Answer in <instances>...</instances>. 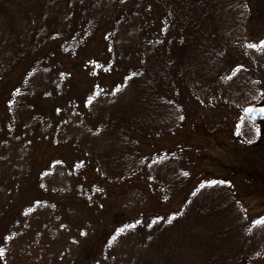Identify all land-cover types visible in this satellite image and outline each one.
Wrapping results in <instances>:
<instances>
[{
	"label": "trees",
	"instance_id": "16d2710c",
	"mask_svg": "<svg viewBox=\"0 0 264 264\" xmlns=\"http://www.w3.org/2000/svg\"><path fill=\"white\" fill-rule=\"evenodd\" d=\"M249 14L248 0H0V83H15L19 90L14 87L9 100L12 119L34 112L41 78L63 72L64 66H51V48L60 46L67 64L78 63L80 69L101 46L116 70L111 73L107 63L104 74L95 76L105 85L91 90L89 94L102 89L94 95V105H83L87 113L82 118L102 124L75 130L67 141L86 154L80 169L102 181L91 190L107 194L104 183L116 188L146 180L162 202L187 194L182 210L158 216L162 219L156 217L146 227L134 224L136 220L114 229L107 243L113 257H132L134 264H151L153 259L161 264H253L251 256L264 248V225L244 218L227 190H219L223 186L209 189L200 183L188 191L191 174L183 150L151 151L156 137L192 123L189 96L237 111L264 102V50H247L244 44ZM246 50L250 59L243 56ZM227 59L238 62L230 75L224 74ZM94 60L100 55L94 53L90 62L94 69L104 68ZM19 69L26 70L20 86L13 82ZM132 73L136 75L126 79ZM258 74L262 79L253 78ZM106 88L114 97L102 106L97 99ZM39 120L33 118L25 127L31 130ZM7 158L0 154V213L8 209L4 188L16 179ZM59 167L56 162L39 174L42 194L29 211L41 222L54 218L46 214ZM21 186L20 178L14 187ZM139 247L147 259L138 254Z\"/></svg>",
	"mask_w": 264,
	"mask_h": 264
},
{
	"label": "rangeland",
	"instance_id": "374dc122",
	"mask_svg": "<svg viewBox=\"0 0 264 264\" xmlns=\"http://www.w3.org/2000/svg\"><path fill=\"white\" fill-rule=\"evenodd\" d=\"M248 2L250 14L244 39L247 50L250 49L248 44L264 40V0ZM247 50L242 53L250 59ZM94 53L100 55V60L94 61L101 62L104 68L94 69L90 62ZM94 53L78 69V63L67 64L69 61L60 46L51 48L48 51L51 66L62 65L63 72L40 79L34 96V112L31 113V109L22 120L12 119L7 105L16 84L0 83V154L9 157L12 168L16 169L14 183L20 178L22 183L21 188L14 187V183L4 188L8 209L0 213V239L6 236L13 239L0 244L6 253L0 264H134L132 257L119 259L115 255L116 259L108 251L107 243L114 229L136 220L134 224L146 227L156 217H166L187 204L186 193L162 202L155 187L146 180L133 181L130 185L122 183L116 188L104 183L103 188L110 190L107 194L91 190V185L97 184L99 179L92 171L86 173L80 169L85 165L86 154L67 141L75 130H89L96 123L102 124L93 117L82 118L87 113L83 105H94L96 99L90 104L88 100L90 97L93 100L102 89L89 93L102 87L101 83L105 85L95 76L104 74L107 63L111 73L116 69L105 58L101 46ZM239 60L246 61L241 57ZM237 63L227 59L224 74L230 75ZM25 71L19 69L13 75V82L20 86ZM262 77V74L253 76ZM113 97V91L106 88L97 101L103 106ZM189 102L195 111L192 123L189 121L173 135L156 137L158 139L151 142V151L161 148L173 152L180 148L187 156L191 174L189 192L200 183H207L209 189L223 186L219 190H227V196L234 200V205L250 223L264 218V124L250 125L243 118L242 110L237 111L234 106L222 102L197 103L190 96ZM33 118L40 120L31 132L25 122L31 123ZM56 162L60 164L56 190L48 195L52 204L46 214L54 218L41 222L38 214L29 209L42 194L39 174ZM20 167L27 170H17ZM213 181L217 183L211 184ZM25 211L29 214L25 215ZM139 248L138 254L147 259L142 247ZM251 258L253 264H264L263 245ZM151 264L161 262L153 259ZM182 264L190 262L182 260Z\"/></svg>",
	"mask_w": 264,
	"mask_h": 264
},
{
	"label": "snow or ice",
	"instance_id": "6c2138e0",
	"mask_svg": "<svg viewBox=\"0 0 264 264\" xmlns=\"http://www.w3.org/2000/svg\"><path fill=\"white\" fill-rule=\"evenodd\" d=\"M247 47L248 48H250V49H253V50H256V51H262V50H264V40H262V41H260L258 44H256V43H252V44H248L247 45ZM134 75H136V73H132L129 77H127L126 79H131L132 78V76H134ZM116 91H119V87L116 89ZM17 92H19V90L17 89ZM91 101H92V98L90 97L89 98V100H88V103L90 104L91 103ZM11 106H12V103L10 102L9 103V108H11ZM249 111L251 112V111H255L254 109H249ZM57 112H59V109L57 110ZM261 115H264V110H261ZM180 119L181 120H183V116H181L180 117ZM257 134H259V130L257 129ZM184 175H188V173H184ZM211 184H215V183H217V182H215V181H213V182H210ZM220 183H222V182H220ZM97 191H99V189H97ZM25 215H28L29 213H28V211H25V213H24ZM159 219H162V218H157V220H159ZM172 219H175V217L173 216V217H171V218H169L168 219V223H171L172 222ZM156 221H153V223H155ZM254 224H256V225H264V218H260L259 220H256V221H254L253 222ZM129 228H131V227H134V226H132V225H129L128 226ZM119 232H123L124 231V229H119L118 230ZM82 235H85V233H81ZM116 237L114 236L113 237V239H115ZM11 239H13V237H11V236H6V237H4L3 239H0V244H3V243H5L6 241H8V240H11ZM5 249L3 248V247H0V259H2V258H4L5 257Z\"/></svg>",
	"mask_w": 264,
	"mask_h": 264
},
{
	"label": "water",
	"instance_id": "95a60500",
	"mask_svg": "<svg viewBox=\"0 0 264 264\" xmlns=\"http://www.w3.org/2000/svg\"><path fill=\"white\" fill-rule=\"evenodd\" d=\"M254 109L255 111H249ZM261 110H264V103L260 105H248L242 110L243 117L252 125H260L264 123V115H261Z\"/></svg>",
	"mask_w": 264,
	"mask_h": 264
}]
</instances>
